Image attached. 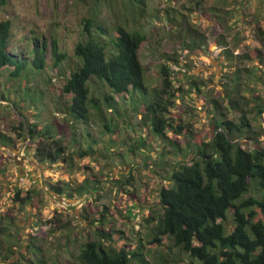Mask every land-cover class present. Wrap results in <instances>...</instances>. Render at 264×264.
Segmentation results:
<instances>
[{
  "label": "trees",
  "instance_id": "obj_1",
  "mask_svg": "<svg viewBox=\"0 0 264 264\" xmlns=\"http://www.w3.org/2000/svg\"><path fill=\"white\" fill-rule=\"evenodd\" d=\"M103 1L113 13L114 5L109 0ZM124 2L127 11L124 21L107 23L97 11V5L83 19L81 37L75 46V59L69 64L61 90V96L69 97L60 110L66 115L65 122L70 127V143L67 145L64 142L62 136L65 133L60 131L59 123L51 121L40 128L36 122L30 123L26 118L20 122L18 139L0 131V145L16 146L17 140H29L35 146L33 157L39 165L63 163L72 166L100 153L97 147L100 142L89 131L87 136L81 133L77 136L78 130H87L93 120L98 122L99 135L106 132L117 135L111 137L112 146L123 140L127 129L145 127L159 141V148L151 151L152 138L148 141L140 136L128 144L125 152L134 158L142 156L143 161L138 163V167L149 170L151 175L158 176L162 181L170 182L159 190L160 210L157 213L152 211L144 218L149 228V243L163 246L170 241V247L179 249L189 258L188 264H264V139L261 140L264 128L258 132L250 122L249 111L244 107L247 104L246 95L242 93L244 84L237 78L231 87H226L227 107L238 116L236 119L221 110L218 100L211 99L214 111L209 113L215 115L211 117L210 139L205 141L201 135L195 134L182 114L175 111L180 104L177 101L179 93L186 89L183 85H175V71L169 61L178 66L181 73L179 59L171 55L166 58L167 62L160 66V86L149 90L139 54L147 40V31L144 24H131L129 16L144 19L146 13H151L146 0ZM219 2L227 3L226 0ZM7 4L8 0H0V9ZM165 13L174 30L186 32L181 22L170 16V11ZM113 17L118 18L115 13ZM13 34L11 20H1L0 76L8 72L13 80L19 79L18 91L23 92L19 97L31 100L30 103L38 108L40 99L32 94L34 91L29 83L38 81L49 65L45 56L47 45H39L38 37L33 36L32 40L28 39L32 44L19 48L12 45ZM217 43L222 44L223 40L219 39ZM52 52L54 65L61 68L67 55L60 53L56 40ZM254 76L261 78L257 73ZM187 84L200 90L196 82L189 81ZM0 85V98H10L11 89L6 88V83ZM10 105L18 108L15 101ZM253 108L250 112L255 110V114L260 116L264 104L255 102ZM134 118H137V123ZM242 137L254 146L245 147L246 143L238 141ZM152 152L157 153V159L151 161L154 157ZM102 155L106 158L120 156L125 160L121 151H105ZM130 178L127 176L119 183L124 182L120 189L126 190L124 186L129 184ZM96 181L86 178L75 187L70 182L50 183L49 186L58 197L71 200L86 194H100L101 187L96 186ZM37 193L17 187L13 198L15 202L37 207ZM137 206L132 202L129 212ZM103 207L97 219L101 224L106 223L107 203H103ZM56 213L50 224L52 221L62 222ZM39 222L36 218L35 224L39 225ZM92 223L95 226V222ZM67 225L62 224L64 227ZM76 229L72 228L73 236L77 234ZM93 233V238H88L87 233V240L80 244L75 254H72L74 250L69 247L72 243L69 240L53 255L40 242L41 238L25 233L13 215L0 212V262L57 264L63 249L68 248L76 264H133V261L149 264L142 243L130 249L125 243L123 231L94 227ZM160 255H163V249ZM172 261L175 260L165 259L163 264H172L167 263Z\"/></svg>",
  "mask_w": 264,
  "mask_h": 264
},
{
  "label": "rangeland",
  "instance_id": "obj_2",
  "mask_svg": "<svg viewBox=\"0 0 264 264\" xmlns=\"http://www.w3.org/2000/svg\"><path fill=\"white\" fill-rule=\"evenodd\" d=\"M109 1L115 7L113 13L117 14V19L103 0H8L5 8L0 9V21L10 19L12 22V45L24 48L32 44L28 39L38 37L39 45H47L45 56L49 64L38 81L29 83L34 91L32 94L40 99L38 108L30 103L31 100L19 97L23 93L18 91L21 83L19 79L13 80L8 72L0 76V84L6 83V88L11 89L8 94L11 99L0 98V131L17 138L20 122L26 118L30 123L36 122L40 128L52 121L59 123L60 131L65 133L62 136L64 142L67 145L70 143V127L65 122L66 115L60 110L69 97L61 96V90L69 64L75 59V46L81 37L84 17L97 5V11H100L107 23L125 20L127 11L124 0ZM226 1L224 4L219 0H146L151 17L147 13L144 19L129 16L131 24H144L147 31V40L142 44L139 54L149 90L160 86V66L167 62L166 58L171 55L179 59L181 73L178 72V66L169 61L175 71V85H183L186 89L180 91L177 100L180 104L175 111L181 113L195 134L201 135L205 141L210 139L211 117L215 115L209 113L214 111L211 99L221 103V110L228 113V117L238 118L227 107L226 100V87H231L237 78L245 85L242 88L247 99L244 107L249 111L247 115L251 124L258 132L264 128V110L260 116L255 114V110L250 112L255 102L264 104V0ZM166 11H170V16L181 22V26L186 29L185 33L169 25ZM219 39L223 40L222 44L217 43ZM55 40L60 53L67 55L61 68L54 65L52 50ZM254 73L261 78H256ZM189 81L198 83L200 90L187 84ZM13 101L18 108L10 105ZM133 121L138 122L137 118ZM122 123L123 117L120 120ZM86 129L80 128L77 136L80 133L87 136L89 131L100 142V146L97 145L100 153L94 155L95 158L86 157L72 166L63 163L39 165L33 157L35 146L29 140H17L16 146L0 145V212L13 215L25 233H33L41 238L40 242L53 255L69 240L72 242L69 247L74 250L72 254H75L80 244L87 240V233L88 238H93L94 227H103L106 230L114 228L123 231V239L130 249L142 243L149 264H163L165 259L175 260L167 263L188 264L189 258L179 249L170 247V241L159 246L149 243L147 239L149 228L144 218L152 211L157 213L160 210L159 190L170 182L162 181L158 176L151 175L149 170L138 167V163L143 161L142 156L134 158L125 152L128 144L140 136L148 141L152 138L151 151L159 148V141L149 134L147 128L136 127L124 132V142L120 140L119 144L112 146L111 137L117 135H111L110 132L99 135L97 121L93 120ZM263 139L264 135L261 137ZM238 141L246 143L247 148L254 146L245 137ZM110 150L121 151L125 160L120 156L106 158L102 155ZM152 153L154 157L151 161L157 159V153ZM127 176H131V180L124 186L126 190L120 189L119 186L124 185V182L119 183L126 180ZM86 178L97 180L95 184L101 187L100 194L96 192L69 200L55 195L49 186L50 183L70 182L75 187ZM17 187L23 191H37V207L15 202L13 197ZM132 202L138 206L130 213ZM103 203H107L108 210H105L106 223L101 224L97 219L104 209ZM134 212L141 221L135 220ZM54 213L59 215L61 223H49ZM36 218L40 220L39 225L35 224ZM63 223L68 225L64 227ZM73 227L77 228L75 236L72 234ZM162 249L163 255H160ZM63 250L57 264H76L68 248ZM148 251H151L150 254ZM133 264L139 263L133 261Z\"/></svg>",
  "mask_w": 264,
  "mask_h": 264
},
{
  "label": "built area",
  "instance_id": "obj_3",
  "mask_svg": "<svg viewBox=\"0 0 264 264\" xmlns=\"http://www.w3.org/2000/svg\"><path fill=\"white\" fill-rule=\"evenodd\" d=\"M134 214H136L135 220H136V221H141V220L138 219V218H139V217H138V214H137V213H134Z\"/></svg>",
  "mask_w": 264,
  "mask_h": 264
}]
</instances>
